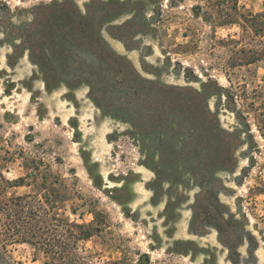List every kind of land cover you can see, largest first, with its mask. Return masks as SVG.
<instances>
[{"label":"rangeland","instance_id":"rangeland-1","mask_svg":"<svg viewBox=\"0 0 264 264\" xmlns=\"http://www.w3.org/2000/svg\"><path fill=\"white\" fill-rule=\"evenodd\" d=\"M263 17L264 0H0L9 195L84 225L78 264H264V61L232 67ZM45 262L0 241V264Z\"/></svg>","mask_w":264,"mask_h":264},{"label":"trees","instance_id":"trees-1","mask_svg":"<svg viewBox=\"0 0 264 264\" xmlns=\"http://www.w3.org/2000/svg\"><path fill=\"white\" fill-rule=\"evenodd\" d=\"M251 21L253 22L254 19L246 22L250 23ZM255 36L261 39L259 47H257L258 45L253 46L251 43L245 45V37L241 48L239 41H232L233 60L241 62L232 65V67L249 66L264 61V32L257 31ZM241 57L247 59H241ZM227 77L232 84L230 75L227 74ZM232 90L233 87L230 90H225L228 98L232 97L231 99L234 100V97H240ZM255 93L257 94V92ZM24 182V179H19L16 182L10 181L0 171V241L5 245H32L38 253L44 255L45 264H78L82 262L78 253V245L91 238L92 233L87 232L84 235V225L61 220L55 215L56 206L49 201L48 197L9 195L10 189L21 187ZM74 213L76 212L74 211Z\"/></svg>","mask_w":264,"mask_h":264}]
</instances>
